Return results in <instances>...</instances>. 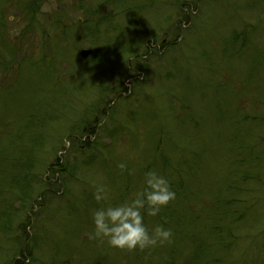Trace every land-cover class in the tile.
<instances>
[{
    "label": "rangeland",
    "instance_id": "1",
    "mask_svg": "<svg viewBox=\"0 0 264 264\" xmlns=\"http://www.w3.org/2000/svg\"><path fill=\"white\" fill-rule=\"evenodd\" d=\"M43 4L52 7V11L41 12ZM18 24H23V28L17 36H10V30ZM187 30L190 33L185 35ZM239 32L244 37H237L233 43L232 34ZM194 38L200 41L199 56L190 46ZM172 40L178 45L165 48ZM162 41L165 47H161ZM227 42L228 45L224 46ZM146 47L151 54L146 53ZM201 48L206 52L201 54ZM81 49H91L93 54L96 50L98 55L90 61L82 59L78 54ZM176 51L180 52V57L185 56L182 60L185 66L180 63L177 77L168 80V74L165 75L168 61L180 60L170 54ZM207 59L223 62L230 69L223 68L209 89H199L206 94L194 102L197 105L195 112L209 122L213 111L221 110L225 119L200 128L196 143L200 154L195 160H183L178 156V147L167 146L164 139L162 147L168 153V160H177V163L174 168L168 167L169 170L156 167L154 171L176 182L177 168L186 170L194 165L197 173L193 183L197 192L210 198L217 191L226 192V185L240 184L235 169H246L247 160L233 163L235 154L249 159L251 152L252 157L258 156L261 160L254 162L255 167L264 168V140L259 141V137L264 136V0H0V151L18 145L21 148L13 151L18 157L26 148L40 150L35 149L32 158L29 157L28 179H25L26 168L19 173L14 168L9 179H0V195L4 193L13 197L10 189L5 188L7 181L8 187L18 182L28 193L36 194L40 191L39 172L56 153L59 160H69L66 164L73 176L59 181V193L69 191L74 198L67 197L62 202L64 195L60 198L55 194L59 205L51 207L45 215L35 202L26 205L23 195L19 200L13 197L11 205L2 208L3 212L6 211L7 221L0 226V264H13L15 259L31 263L26 250L29 248V252H34V249L28 247L30 240H26L20 228L25 215L30 217L33 225L40 226L42 232L59 238L63 234L66 214L96 201L94 193L99 186H104L108 200L117 196L120 183L133 189L141 170L155 167L150 160V148L161 147L156 135L163 136L164 130L172 139L181 131L176 127L179 125H171L173 121L168 119L172 117L171 104L175 93H182L174 86L175 82L179 78L189 79L191 87L198 90V76L189 70ZM45 63L50 64L49 68L44 67ZM39 67L50 69L54 74L51 80L65 86V95L51 101L50 95H43L46 75ZM128 71V79L118 83ZM216 84L217 87L221 84L228 87L220 90ZM42 99L50 101L48 106L55 107L51 123L43 127L35 120L38 129L34 130V124L26 128L23 122L29 112L35 114ZM174 106L176 108V102ZM180 110L181 106L176 109L182 112ZM238 114L248 116L247 119L255 118L257 123L250 132L248 124L240 125L247 131L232 128L231 123L237 120ZM93 120L97 129L84 138L101 142L100 147L108 150L105 159L98 153L91 154L90 158L79 157L70 138V132L79 136L82 123ZM157 123L159 128L162 127L161 134L155 129ZM183 128L185 134L190 132V125ZM42 136L43 142H36ZM43 153L44 157H41ZM13 159L6 160L4 166L10 168L27 162ZM90 160H107L110 164L99 168ZM120 164L125 165L120 168L122 176L113 172ZM86 166L83 174L81 170ZM80 173L84 176L79 180L76 175ZM139 181L138 189H142L143 179ZM261 182L258 185L256 180H250L242 184L253 188V206L251 213L236 224L232 247L227 246L228 241L219 245L214 235L208 237L198 248L192 247V250L204 253H200L199 264L207 255L236 264H264V186L261 187ZM188 184L190 186L191 182ZM135 195L134 191L122 199L117 198L116 203L130 200ZM99 204L91 209V213L103 202ZM147 218L145 213V223ZM90 227L93 232L94 225L90 224ZM59 241L62 240L58 239V244ZM106 246H103L106 251H96V254L110 258L114 264L124 257H131L127 250ZM218 246L223 250L220 256ZM45 253L43 248L41 256L44 257ZM55 254L59 255L57 251Z\"/></svg>",
    "mask_w": 264,
    "mask_h": 264
},
{
    "label": "trees",
    "instance_id": "2",
    "mask_svg": "<svg viewBox=\"0 0 264 264\" xmlns=\"http://www.w3.org/2000/svg\"><path fill=\"white\" fill-rule=\"evenodd\" d=\"M189 33V30L185 31V35H188ZM241 35L242 33L240 32L232 34L231 41L235 43L237 41L236 39H238L239 37H244ZM189 36H191V34ZM160 44L162 47H165L164 42H161ZM190 44L191 47L195 48L194 53L199 56L200 41L197 38H194ZM175 45H178L177 42L175 40H172L165 48H173ZM227 45L228 42L224 46ZM145 50L146 53H150V50L148 51L147 48ZM224 51L229 52V50L226 49ZM7 52L8 54H10L9 50H7ZM205 52V50H201V54ZM153 54L156 55V51H153ZM170 54H173L176 59L180 60L176 62L167 60L168 66L166 67L165 75L168 74V80L177 77V66L182 63V60L185 57L184 55H181L180 57L179 51ZM97 55L98 52H96L95 50L94 54L92 53L91 57H87L88 61L92 60ZM105 55L106 54H104V56ZM43 65L44 67L49 68L50 64L45 63ZM183 66L185 65L183 64ZM190 68L191 70L189 71L198 76V90L196 88L191 87L189 79L181 80L179 78L175 82L174 86L178 87L179 90H182V93H175L174 99L172 100L171 104L172 117H168V119L173 121L171 125H179L180 127H176L181 128V131L176 137L172 139L169 138L170 133H166L164 130L163 136L160 137V135H156L157 144L161 147H156L157 149L154 147L150 148V160L152 161L153 165H155V167L151 169H143V172L141 170V172L137 175V180L133 189H130L128 188V186H124L120 183V191L118 192L117 196L114 195V198L109 199L108 203L114 205L116 204L117 198L122 199V197L127 196V194L131 195L134 191L136 194V191L140 184L139 180L143 179V176L146 171L154 170L156 167L167 168V170L175 167L174 164L177 163V160H168V153H165V148L162 147L164 139L167 140V146L176 145V147H178V156H181L183 160H189L190 158H192L191 160H195L197 157H199L200 154L199 147L196 145L198 140V134L200 133V128L203 125H210L211 123H216L218 120L225 119V116H223L225 113L221 110L215 109V111H213V116L209 119V122H207L206 118L203 115L198 116L195 112V108L197 105H195L194 102L197 100V98L204 97V95L206 94V91L202 92L199 89L201 87H206V90L209 89L216 81L213 79H215V77L221 73L223 68L228 69L229 66L223 62L215 63L212 60L207 59L204 60L202 64ZM39 69L46 75V82L43 81V83L45 84L43 85V95H50L51 101V99L55 100L59 96L66 94L67 90L64 89L65 86H62L60 82L58 83V81L53 82L51 80V78L54 77V74L51 73L50 69H41V67H39ZM129 73L130 72L128 71V74H123L122 78H120L118 83H121V80L123 83L125 78L128 79L130 75ZM251 76L252 75H250V78ZM9 86H7L5 89H7ZM217 86L218 84H216V87ZM227 87L228 86L226 84H221L217 88L220 90H226ZM120 90L121 88L119 89L118 93L121 92ZM42 92H40V94ZM41 101L42 105H37V111H34L35 114L31 112L28 113L27 119L23 122L26 128H29L34 124V130L38 129L36 128L35 120H37V123L39 122L43 127L46 125V123L47 125L51 123V115L55 107L48 106L50 101L49 103L46 102L44 99H42ZM174 102H176V108L174 106ZM177 106H181L180 111L182 112L176 111V109L178 108ZM35 116L37 119L35 118ZM236 117L237 120L231 123L232 128L236 131H247L248 129L246 127L240 128V125L248 124L250 126V132L251 129H253L254 125L257 123L255 118L247 119L248 116L246 115L242 116L238 114L236 115ZM161 123L162 122L160 121L159 124ZM82 124L83 125L80 128L79 136L73 135V131L70 132V138L74 146L77 147L76 151L79 152V157L90 158L91 154L95 155L96 153H98V155H100L104 159L106 158V156L108 157V150L106 148L100 147L102 146L100 145L101 142H93L92 139L84 138L85 136L87 137L88 134L94 133L95 129H97L95 120H93L92 122L86 121ZM159 124L157 123V127L155 129H157L158 134H161L162 127L159 128ZM186 124L190 125L191 127V129H189L190 132L188 134H185L183 132V127ZM234 134L235 131L234 133H232V135ZM38 140L43 142V136L42 138L38 137L36 142ZM263 140L264 136L262 138L259 137L260 142H263ZM36 142L35 144H37ZM257 142L258 140H256V143ZM20 148V146L14 145L13 149H9L10 151L7 150V147L0 151V179H2L3 177H7L9 179V173L14 174V168H16V172L18 171V173L20 170L26 168L25 179H28L29 172L27 168L30 167V158H32L33 151H35V149L37 152L40 150L37 148L34 149L33 147L26 148L22 150V154L17 157V154L15 155L13 151L16 152L17 149L19 150ZM250 153L251 152H249V159H247L246 156H238L240 154H235L232 159L233 163L236 162L235 160H237L238 163H241V160H247L246 169L242 171H237V168L235 169L234 174H236L237 182L240 184L233 186H230V184L228 186L226 185V192L219 193L217 191L215 195H212V197L210 198L199 194L197 192L196 185L193 183V177H196L197 167L192 165L186 170H184L183 167L177 168V181H170L172 189L176 193L175 200L171 201L167 206L163 207L161 209V212L157 216L153 217L148 215V218L146 220V224L151 225V227H154L157 224H163L165 227L171 228L173 231V237L171 242H167L165 244L158 245L150 249H137L134 251H129V253L127 254L131 257H124L117 264H199V260L202 258L200 256V253H204L198 250L194 251L192 250V247L198 248V246L201 244V241L208 239V237L212 238V235L215 236L216 242H218L219 245H223L228 241L227 246L231 248L234 243L233 230L236 224L240 223L248 215V213H251L249 211H252L253 206V204H251L254 197L252 194L253 188L251 186L250 188H248L249 186H245L242 184L249 182L250 180H256L258 185L259 182L262 181L261 187L264 186V168H257L254 164V162H256L257 160L258 162L261 160H259L258 156L252 157ZM41 157H44V153ZM17 158H19L18 160H27V162L24 165L21 164L16 165L14 167L11 166L10 168L8 166H4L6 160H17ZM90 161L95 162L96 166L99 168L106 167L110 164L109 162H107V160ZM68 162L69 160H65V162L63 160H59L58 156L55 153V155L53 156V160L50 161V163H48L43 170H40V178L38 179V177H36V180L38 179L37 183L40 185V191L36 193L38 195L28 193V190L25 189V187L21 183L18 184V182H13L8 187L9 182L7 181V186L5 188L10 189V192L13 193V197L16 199L23 195L22 200L28 206L32 205V202H35L40 207V211H43V213L46 215L48 214V211L51 207L59 205L60 201L56 197H54L55 194L59 195L60 198L64 195L61 200L62 202H65L67 197H71L72 200L74 199L69 191H65L64 194L59 193V181H66L69 180L70 177H73L71 175L70 168L66 164ZM87 167L88 166L81 170L83 174H85L84 172ZM168 167L170 168L168 169ZM121 171L122 170L119 167L116 168L113 172L122 176ZM45 175L47 176L45 177ZM82 176L84 175H82L81 173L80 175H76L79 180ZM188 182H191L190 186ZM1 190L2 189H0V191ZM123 190L125 191V193L123 192ZM140 190L141 188L138 189V192ZM262 194L264 195V193ZM233 195L237 197H234ZM241 195H243L244 198H242ZM13 197L12 195L7 196L4 193L0 195V226H3L7 221L6 211L3 212L2 208L9 207L12 203V200L14 199ZM256 197L261 198L260 196ZM38 198L40 201H38ZM204 199H207L206 202L203 201ZM98 205L100 204L97 201H93L89 205H83L81 208L77 207L76 210H74L70 214L67 213L66 223L62 224L63 234L59 238L53 234H49L46 231L42 232V228L40 226H37L36 224L33 225L30 217L28 215H25L22 219L23 223L20 222V228L21 230L23 229L26 240H30L28 247H32L34 249V252H29V248L26 250L28 257H30L31 260L30 264H114L110 261V258H102V255L96 254V251L103 253V251L107 250L105 247H103L105 244H107V241L101 239L99 241L98 239H89V236L87 234V232L92 233L90 227V224H93L92 219H90L91 209L93 207H97ZM3 214L5 217H2ZM31 215L32 214H30V216ZM30 224H32V227L30 230H27L25 227L29 226ZM202 233L204 234L203 237ZM228 237H230L229 240ZM58 239L62 240L59 241V244L57 243ZM47 244L49 246H47ZM107 246L109 245L107 244ZM43 248L46 249V253L44 255L45 258L42 257L43 255L41 254ZM213 248L216 249L215 246ZM218 248L220 256L223 250L219 246ZM56 251L59 253V255L55 254ZM42 259L48 262L42 263ZM13 264L27 263L23 261L20 262L19 259H15ZM202 264L236 263L234 261H229L228 259L207 255Z\"/></svg>",
    "mask_w": 264,
    "mask_h": 264
},
{
    "label": "clouds",
    "instance_id": "3",
    "mask_svg": "<svg viewBox=\"0 0 264 264\" xmlns=\"http://www.w3.org/2000/svg\"><path fill=\"white\" fill-rule=\"evenodd\" d=\"M51 11L49 5H41V12ZM23 26L18 24L12 28L10 36H17ZM119 167L123 169L125 165ZM142 184L134 198L114 205L108 203L104 186L97 188L94 198L103 204L91 213L94 231L88 234L89 239L106 240L110 247L127 251L150 249L171 242L172 229L163 224L150 227L145 223V213L157 216L163 207L175 200L176 193L169 179L154 170L145 172Z\"/></svg>",
    "mask_w": 264,
    "mask_h": 264
},
{
    "label": "water",
    "instance_id": "4",
    "mask_svg": "<svg viewBox=\"0 0 264 264\" xmlns=\"http://www.w3.org/2000/svg\"><path fill=\"white\" fill-rule=\"evenodd\" d=\"M90 51L88 50H83L80 52L81 56L85 57L87 54H89Z\"/></svg>",
    "mask_w": 264,
    "mask_h": 264
},
{
    "label": "bare ground",
    "instance_id": "5",
    "mask_svg": "<svg viewBox=\"0 0 264 264\" xmlns=\"http://www.w3.org/2000/svg\"><path fill=\"white\" fill-rule=\"evenodd\" d=\"M22 223H23V221H21ZM24 223H26V222H24ZM23 225V224H22ZM31 227H32V224H30L29 226H27V227H25L27 230H30L31 229Z\"/></svg>",
    "mask_w": 264,
    "mask_h": 264
}]
</instances>
